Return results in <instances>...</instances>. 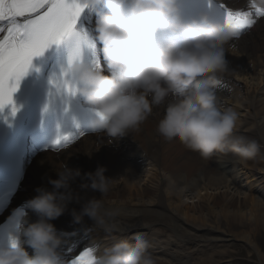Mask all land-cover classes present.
I'll return each mask as SVG.
<instances>
[{
  "label": "clouds",
  "instance_id": "clouds-1",
  "mask_svg": "<svg viewBox=\"0 0 264 264\" xmlns=\"http://www.w3.org/2000/svg\"><path fill=\"white\" fill-rule=\"evenodd\" d=\"M256 2L264 7V0ZM84 4L106 11L97 18L94 37L77 31L67 39L74 38L75 44L61 78L53 81V99L69 95L71 88V95L82 97L93 113L90 131L109 138L129 135L154 108L164 106L156 131L166 140H178L203 159L231 154L244 164L255 158L260 145L237 134L238 113L218 107L217 74L229 70L226 46L239 35L216 22L215 9L186 17L182 0H85ZM85 48L96 56L94 61L84 58ZM55 168L58 178L49 180L53 190L38 188L26 202L38 219L30 221L24 207L17 210L16 227L0 246V264H65L61 250L66 234L58 233L51 221L67 211L70 200L81 202L71 188L79 171L64 163ZM106 171L98 166L86 174L102 197L115 181ZM110 214L102 199L92 198L83 200L79 212L73 210V219L82 223L87 216L108 231ZM23 240L32 248L31 255ZM150 247L145 234L136 233L99 254L95 250L94 264H154Z\"/></svg>",
  "mask_w": 264,
  "mask_h": 264
},
{
  "label": "bare ground",
  "instance_id": "bare-ground-1",
  "mask_svg": "<svg viewBox=\"0 0 264 264\" xmlns=\"http://www.w3.org/2000/svg\"><path fill=\"white\" fill-rule=\"evenodd\" d=\"M223 1L233 6L247 3V0ZM87 16L92 19L94 13L89 12ZM226 59L229 70L217 74L218 107L243 110L237 134L250 138V132L256 131L260 143L264 144V18L253 26L251 34L226 46ZM237 80H243L245 85L242 99V96H235L237 91L231 90ZM163 113L164 106L154 108L127 136L109 138L103 134H85L73 151L30 160L25 181L29 188L27 196L33 195L43 184L51 186L43 189L52 191L49 180L58 178L55 166L60 163L79 171L71 188L81 202L75 198L70 200L67 211L51 221L58 233L66 234L62 255L77 252L81 243L89 240L99 254L116 240H130L136 233L146 234L145 231L150 229L160 237H169L173 231H179L180 239L176 240L187 247L198 244L196 239L200 235L207 236V245L212 244V247H217L214 240L222 242L218 245L220 250L215 248L211 255L194 264L212 260L216 252L227 251L235 237L243 238L264 264V253L256 238L258 231L264 228L263 148L260 147L255 158L244 164L235 162L231 154H214L203 159L178 140L169 141L157 133L156 127ZM244 120L247 124L243 127ZM98 166L107 169V177L115 178L110 191L103 197L101 192L92 189L86 175L95 172ZM244 175L249 183L255 184L253 191L258 188L263 192L261 197L237 190V181ZM184 196L193 202H182L183 206L179 202L180 205L175 206L176 199L181 201ZM92 198L102 199L104 208L111 213L106 217L110 230L106 231L87 216L82 223L74 222L73 210L79 212L83 200ZM191 218L193 221L189 220ZM222 223H226L225 228ZM154 264L167 263L158 261Z\"/></svg>",
  "mask_w": 264,
  "mask_h": 264
},
{
  "label": "snow or ice",
  "instance_id": "snow-or-ice-1",
  "mask_svg": "<svg viewBox=\"0 0 264 264\" xmlns=\"http://www.w3.org/2000/svg\"><path fill=\"white\" fill-rule=\"evenodd\" d=\"M85 7L87 5L79 0H0V22H4L0 33L6 32L0 38V113L11 106L10 115H16L19 108L14 93L32 66L33 58L78 34L77 24ZM251 7L255 9L254 13L234 10L223 4L215 6L221 23L235 29L238 35L257 23L254 16L264 18V7L257 6L255 0ZM44 110L47 111V106ZM83 135L84 132L61 134L53 147H64ZM94 251L95 248L87 247L81 254L71 257L68 264H94Z\"/></svg>",
  "mask_w": 264,
  "mask_h": 264
},
{
  "label": "rangeland",
  "instance_id": "rangeland-1",
  "mask_svg": "<svg viewBox=\"0 0 264 264\" xmlns=\"http://www.w3.org/2000/svg\"><path fill=\"white\" fill-rule=\"evenodd\" d=\"M238 86L239 88H237V92H239V94L237 96H241L244 94V82L243 80H237ZM244 98V95L241 97V99ZM234 103V102H233ZM226 109H229V107H226ZM234 110V109H233ZM240 111H238L237 109L234 111H238L240 113H238L239 115V119H242L244 116V111L239 109ZM244 123L247 124L246 120H244V122L241 124V126L244 127ZM250 138L255 139L261 148H263L264 150V144L260 143V139H259V134L256 131H252V133L250 132ZM261 150V149H259ZM264 152V151H263ZM238 191L239 192H243V193H247L250 194L252 193L253 195H258V196H262L263 192L258 190V188L256 190L253 191L252 187H254L255 184L249 183V180L246 178V176H242L240 180H238ZM182 186V185H179ZM236 189V187H235ZM261 198L264 199V197L262 196ZM179 202H188V203H192L193 200H191L190 198L188 199L187 197H183L181 198V201H179L178 199H176L175 201V206H177L179 204ZM180 205V204H179ZM186 205V204H185ZM183 206V203H182ZM219 216V215H218ZM217 218V216H216ZM191 221H193V219H189ZM218 223V219L216 220ZM215 221V223H216ZM212 222V221H211ZM209 222V223H211ZM222 228H225L226 223H222ZM175 234V232H173ZM153 234V233H151ZM149 235L150 237H155L158 238L156 235ZM258 236H256L257 241L260 245V249L261 251L264 253V228L261 229L260 231H258ZM201 237H197L196 242H198V244H193L192 247H187V244H184L182 242H177L176 239L174 237H172L171 239H169L168 241H170L169 243L164 242V238H160V240L156 241L157 245H165V249L167 251V256L168 257H164V256H160L157 254L159 248H157V250H153L156 249V247L154 246V242L150 243L154 246L152 247L151 250H149V252L151 253L153 259H154V263L157 260L162 261L164 259V261L166 260L168 264H194L195 261H197L198 259H204L205 256L211 255L212 252L215 250H220L221 248L218 247V245H221L222 242L221 241H215L217 242V247H212L211 245H207L208 243V237L204 236V235H200ZM195 250V251H194ZM157 251V252H156ZM197 253V254H194ZM211 253V254H210ZM201 264H263L260 258V255L255 252V251H251L248 248L247 243L245 242V240L243 238L240 237H235L232 239V241L230 242L229 246H228V250L227 251H219L216 252L212 255V260L210 261H204Z\"/></svg>",
  "mask_w": 264,
  "mask_h": 264
}]
</instances>
